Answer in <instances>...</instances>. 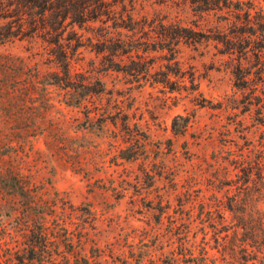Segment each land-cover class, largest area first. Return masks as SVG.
<instances>
[{"label":"rangeland","instance_id":"374dc122","mask_svg":"<svg viewBox=\"0 0 264 264\" xmlns=\"http://www.w3.org/2000/svg\"><path fill=\"white\" fill-rule=\"evenodd\" d=\"M133 8L64 34L71 89L41 39L0 44V264H264V0Z\"/></svg>","mask_w":264,"mask_h":264},{"label":"trees","instance_id":"16d2710c","mask_svg":"<svg viewBox=\"0 0 264 264\" xmlns=\"http://www.w3.org/2000/svg\"><path fill=\"white\" fill-rule=\"evenodd\" d=\"M136 1L138 0H0V20L3 21V25L0 26L2 28L0 44L14 39H41L51 47L53 62L62 67L63 78L60 81L71 89L70 56L80 46L71 44L74 38H63L64 34L76 35L77 30L90 29L97 24L100 32H104L102 42L111 44L112 33L133 32L140 28L133 13ZM225 3L228 12L234 14L236 18H243L241 24L248 25L251 29L255 25L258 27L262 25L261 10L255 12L256 15L253 16L249 8L244 9L238 5L232 8L231 4ZM255 17L256 23L253 22ZM249 35L250 41L254 43L253 54L257 59H261L264 50V29L256 28L251 30ZM262 63L261 70L264 68V62ZM261 74L264 75V71ZM234 75L239 83L244 81L243 79L249 76V73H244L239 63L235 66ZM57 83L60 82H54V84ZM240 85L238 84L237 87ZM19 189L23 192L25 187L20 184ZM49 243L51 242L47 239V232L42 229L32 247L35 248L38 245L47 249ZM202 259L205 261L206 257Z\"/></svg>","mask_w":264,"mask_h":264}]
</instances>
